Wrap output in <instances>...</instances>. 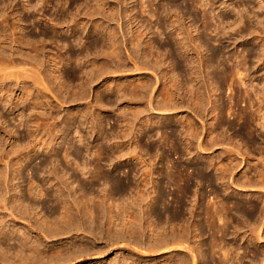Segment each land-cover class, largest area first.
Returning a JSON list of instances; mask_svg holds the SVG:
<instances>
[{"label":"bare ground","instance_id":"obj_1","mask_svg":"<svg viewBox=\"0 0 264 264\" xmlns=\"http://www.w3.org/2000/svg\"><path fill=\"white\" fill-rule=\"evenodd\" d=\"M85 1L92 8L88 13L91 17L104 13L108 19L115 20L118 17L122 23L120 22L117 28H111L112 25L107 26L103 23L93 25L91 32L96 37L91 40L87 49L100 48L105 56V61L100 66L97 65L96 69H88L89 67L85 66L89 60L84 61L80 52L72 53L68 50L51 58L52 73L55 79L60 82V91L69 93L73 91L70 82L67 84L62 80L65 77L63 70L71 60L82 68L79 76L81 83L78 84V90L75 91L74 96L82 97L86 94L88 86L103 73L126 72L129 69L128 64L139 75L138 78L131 80L130 76L122 74L121 78L127 77V79L114 81L115 84L112 83L114 86H105L106 98L100 96L96 100L95 107L100 108V112H97L98 120L92 121L89 128L97 135L99 134L102 141L97 144L96 159L98 161L92 177L93 179L98 178V181L103 183L104 188L99 187L101 189L99 192H102L103 195L94 196L89 192V190L98 187L91 180L88 183L90 185V189H88V184L82 180V176H86L87 163H82L83 166L78 165L81 149L77 146V142L84 143L81 135L84 122L78 118L79 116L87 118L92 115L93 109L86 107V113L82 115L70 112L72 115L67 119L68 126L62 127L59 133L56 128L57 123L52 121L53 117H46L42 113V111L44 112L42 95H46V92L56 95L55 91L57 90L54 88L50 74L43 71L45 63H41L39 59L40 53L44 49L41 50L40 45H36V41L28 38V34L22 33L23 38L16 36L17 25L19 28L22 27L23 18L17 21L15 18V22L12 21L14 26L10 27L7 13L0 12V48L3 49L0 50V110L11 106L8 96L12 91L11 83L14 81L17 86L20 84L23 86L22 94H20L14 109H19L21 105L29 103L31 112H36L35 118L29 119L24 124L29 132L25 135L27 142L23 141L24 143H22L21 139L17 138L10 149L12 156L15 154L16 157L22 156L23 154L13 153L19 148L23 150L22 147L25 149L28 147L29 150L35 152L39 150L59 151L54 140L56 142L57 138H62L69 142V149L75 150L73 155L77 160V167L74 169L79 172V174H76L74 170H72L74 172H70L71 170H67V167L59 170V166L58 170L61 173L57 172V168H55L56 171L49 170L53 186L56 187L53 191L57 194L56 201L53 200V202H56L61 212L57 208L60 213L55 220H50L47 217L39 218L37 223L29 220L28 230L31 235L32 233L37 234L31 236L21 229H14L13 232H10L6 228L7 223L11 222L6 219V216L17 218V220L24 219L25 212L22 207L24 206V197L19 194H15L14 199L7 196V193L15 190V186H11L9 183L10 178L8 180L4 178L5 185L2 188L3 176H1L2 171L0 170V191L1 188L3 189L0 194V260L13 261V264H39L42 260L48 259L51 263L53 261L58 263L85 258L91 252L93 254L94 251L95 254H102L103 249L96 245L97 239L92 237L95 243L93 244L91 240H87V235L96 234L97 231L93 224L108 214L110 223L117 228L122 226L123 229L121 231L117 229L115 232L109 231L107 239L112 240L115 244L120 243L122 247L125 244L124 240L126 241L125 237H128L127 241L129 240V242L132 239L139 245L134 247L144 254H142L144 259L172 253V259L168 264H190L192 260L193 264H262L263 257L261 256L264 254V157L261 156L262 161L260 160L256 164L257 166L255 165L257 179L246 176V173V177L242 181L240 178H236L234 169L239 158L237 155L241 156L243 161H247L248 166L254 159L249 150H243V147L237 146L236 138L244 140L246 147H249L250 144L251 147H258L256 146L257 140L264 143V84L261 85L258 81L264 78V73L255 75L254 79L252 77L251 83L249 82L250 85H248L249 68L246 66L247 57L257 58V63H264V24L258 22L256 25H249V34L253 35L252 40L255 41V47L247 50L248 56H245L244 62L240 63L241 67L229 66L222 63L221 58H224V61H231L232 56L226 57L225 49L216 50L209 46L197 24L198 20L189 10V5L205 7L206 4L201 0H192L188 6L175 2L155 5L154 0H151L150 9L145 8L140 14H138L139 11L134 0H125V9L122 8L124 10L118 12H114L106 0ZM262 6L260 4V7ZM62 12L65 14L64 11ZM144 13H148L150 18H144V15L142 16ZM72 17L71 22L75 29L82 27L81 29L84 30L86 25L77 21V15ZM153 18L155 21L152 20ZM183 18L186 22L182 20ZM242 18L244 17H241L240 22L237 20L239 34L245 30L244 25L240 26V24H245ZM204 19L203 28L207 30L210 27V22L207 21L206 15H204ZM154 22L155 24H153ZM249 22L251 21L249 20ZM64 24V21H57L54 25L55 31L62 32ZM10 28L14 30L12 35L9 32ZM65 31L73 33L74 28H69L68 25V29ZM12 36L16 37L11 38ZM81 37L78 39V45H81ZM12 43L17 44L20 49L13 48V50H9L10 53H6L5 49L12 48L10 46ZM24 48L35 52L36 54H33L35 58L32 59L29 56V58H22L24 56L20 50ZM84 49L85 47L82 48V50ZM204 50H207L206 55L203 53ZM124 53L127 55L126 59H124ZM97 57L96 54L95 64H97ZM131 67L130 69H132ZM258 67L256 71L259 70ZM31 85L39 90L37 94L34 95ZM245 86L246 91L243 94L241 89ZM236 87L239 89L237 90ZM225 89L230 90L227 97L230 104L222 102ZM251 93L255 94L258 106L255 105V98H252ZM244 97L246 102L244 107L239 110L235 109V106L238 107ZM115 104L119 106V118H122L120 129H114L111 126L109 132L106 133V129H104L106 124H103L104 120L101 117L104 116V112H109L104 109L111 108L112 110ZM184 107L191 110H189L191 116H183V114L178 116V109ZM155 111H157L155 113L157 115L153 116ZM206 112H211L213 119L209 128H206L207 120L204 119L207 116ZM2 118L0 112V121ZM110 121L108 120V125ZM34 126H36L35 129H33ZM71 127L76 130V135L72 137H70L69 131ZM6 129L7 127L2 133L6 134ZM41 130L44 133H41ZM231 130L234 133L228 135ZM1 141L0 163L6 162L8 165L12 156L9 158L10 151V154L3 152L5 149ZM220 145H223V148ZM219 148L227 151V159L220 160V168H217L220 173L215 175L214 179L210 178L207 173L208 169L216 168L213 154L209 155L203 168L198 171H189V166L184 164L168 165L165 169L159 170L158 174L163 179L162 182L175 190L173 200L177 205L175 209H169L168 199L163 190L164 186L153 180L155 170L152 168L154 161L152 163L151 158L160 156V159L164 160L166 157L164 150H173L182 158L184 154H193L202 159L205 157V152ZM27 154H31L30 151H27ZM145 155H150V161L145 159ZM28 156L32 157V155ZM5 158L10 160L5 161ZM126 159L133 163L136 160L141 161L143 168L141 167L140 171L139 165L135 164L128 171L123 170L124 174L127 173L133 178H131L133 181L128 179L129 182L123 183L118 179V173L120 175L122 172L119 167L121 161ZM23 160L25 161V159ZM53 161V159H45L41 161L40 165L48 166L51 163L54 164ZM103 162L110 163L108 170L104 168ZM61 164L60 166L63 167ZM15 177H17V173H15ZM213 180L217 182L221 180V183L226 185L225 193L237 194L241 197L225 195L221 209L215 206L216 202H210L204 212H201L205 194L200 190L199 185L207 182L209 186H213ZM74 182H78L79 188L74 187ZM196 185L198 186L196 187ZM32 188L30 189L32 190ZM152 188L153 193L156 194L154 196H150ZM78 190H80L79 195ZM125 192H130V197L125 199L129 202L125 200L120 202L119 200ZM214 193L217 197L220 196L218 191L214 190ZM45 194L47 195L42 191L37 196L36 194L32 196L37 198ZM51 197H54L53 194ZM187 198H194V203L188 204ZM253 198L257 200L255 201ZM57 210L53 209L52 214H55ZM187 214H190V217H187ZM146 217L148 225L144 229L142 223ZM219 220L222 223H218ZM146 230L151 231L148 239ZM98 233L100 236L104 235V232L98 231ZM62 234H72L67 238L66 244H61L57 248H42L44 245L40 241L41 238L47 240ZM81 235L82 237H79ZM207 235L210 238L209 241L205 238ZM5 239L9 243L13 241L14 246L5 247L6 244L3 243ZM123 242L124 244H122ZM245 244L248 248L254 247L252 251L254 258L248 262L246 251L241 252ZM132 248L133 246L131 250ZM13 250L14 252H12ZM221 251H223V256L216 259ZM132 253L130 255L133 261L130 264H135L137 259L134 250ZM190 259L192 260L190 261ZM112 264H120V262L115 261ZM143 264H150V262L145 261Z\"/></svg>","mask_w":264,"mask_h":264},{"label":"rangeland","instance_id":"obj_2","mask_svg":"<svg viewBox=\"0 0 264 264\" xmlns=\"http://www.w3.org/2000/svg\"><path fill=\"white\" fill-rule=\"evenodd\" d=\"M106 1L109 2V6L111 9H114V12H118V11L125 9L124 8L126 6L125 0L124 1L123 0H106ZM190 1H192V0H154V4L155 5H162L163 3H167V2H175V3L184 4V6L185 5L188 6L191 3ZM201 1L206 4L205 7H203V8L191 7V5H189L190 6L189 10H190L191 14L193 15V17H195L198 20L197 24L201 28L204 39H206L208 41V44L211 48L216 49V50L225 49V53H224L225 56L226 57H229L230 55L232 56L231 61L230 60L224 61V58H221L222 63H224L225 65L227 64L229 66L234 65V66L241 67L242 65L240 63L241 62L243 63L245 56H248L247 50L252 49V48L254 49V47H255V41L252 40L253 35L249 34V25H251V24L256 25L258 22H261L264 24V7H263L264 6V0H201ZM134 2L136 4L135 5L136 8H138L137 9L139 11L138 14H140V12H142V10L145 8L150 9L149 5L151 4V0H134ZM87 4H88V2H86L85 0H0V9H1L0 12L1 13L2 12L7 13L6 16H7V18L9 17L8 23H9V25L11 24L10 27L14 26L15 20L17 21L18 19L23 18L24 23H22L21 25H22L24 30L22 29V27L19 28L17 25V28H18L16 30L17 32L15 31L17 34L16 36H20V38H23L22 33L24 35L28 34L27 35V37L29 36L28 38L36 41V45H38V46L40 45L41 50L44 49L43 52L41 51L42 53H40L41 56L39 57V59L41 60V63H45L43 65V71L50 74V78L53 81L54 88H55V90L56 89L57 90L55 91L56 95H54L50 92L49 93L46 92V95H42V97H43L42 101L44 103V109H43L44 112L42 111V113L46 117H49V116L53 117L52 121L57 123L56 128H58L59 133H60V130L62 129V127L64 128V126L65 127L68 126L67 119L71 118L70 115H72L73 113H76V112L79 115H82V114L86 113L85 112L86 107H88L89 109L90 108L93 109L92 115L87 116V118H82L81 116H79V118L77 117L79 120H83V122H84V127L81 129V135L83 136L82 138L84 139V143L77 142V146L81 149V157L78 161V165L83 166L82 163H84V162L87 163L88 168L86 169V176H82V180L84 182H86V184H88L89 181L93 180L98 188L91 189V190H89V192H91L94 196L95 195L98 196V195L102 194V192H99V190H101L99 187L104 188L103 187L104 185L102 182L98 181V178L93 179L92 173L95 170V166L97 165V161H98L96 159V154L98 151V150H96L97 144H98V142L102 141V137L99 134L97 135L96 133H94L93 130L91 128H89L92 121L98 120L97 115L100 112V108H98V106L95 107V105H97L96 100L100 96H102L103 98H106L107 93H105V91H104L106 88L105 86H107V85L108 86L109 85L114 86L112 83L115 84V82H117L119 80H122V79L125 80V78L127 79V77L121 78L123 75L130 76L129 79H131V80L138 78L139 75H137L136 72H134L131 65L128 64L129 66L128 65L127 66L129 67V69L126 70V72L120 71V72L113 73V74L107 73V72L103 73L100 76H98L88 86L86 94L82 95V97L81 96H74L75 91L78 90V84L81 83V80H79L80 79L79 76L81 75L80 71L82 68H81V66H77V63L71 60V62H69V64L63 70L65 77H63L62 80H64L67 84H69V82H70V87H72L73 91L70 93L66 92V91H63V92L60 91V85H59L60 82L55 79L54 74L52 73L53 64L51 63L52 62L51 58H53V57L55 58L57 56V54L60 55L61 53H65L68 50L72 53H79L80 52L81 57L83 58L84 61L85 60L90 61V62L87 61L85 66L89 67L88 69H96L97 65L100 66V64H102L105 61V56L103 55V52L101 51L100 48H98V49H87L91 40L96 37V35L92 34V32H91L93 25L103 23L107 26L109 24H110V26L112 25L111 28H117L119 23L120 22L122 23V20L120 21V19H118V17H116L115 20H111V18L108 19V17H106L104 13L96 14L95 16L91 17L88 13L91 11L92 8H90V4H88L89 6ZM260 4L263 6L260 7ZM122 8H124V9H122ZM60 11L61 12L64 11L65 14H63V12L61 13ZM59 12L61 15L58 14ZM75 15H77V17H78L77 18L78 22L80 21L86 25L84 30L81 29L82 27H78V29H75L73 22H71V18H73L72 16H75ZM204 15H206V17L208 19V20L207 19L206 20L210 22V27L207 30H205L203 28L204 20H205ZM142 16L144 18H150L148 13H144V14H142ZM241 17H244V18H242V20H243V22L245 21L244 22L245 24H240V26L244 25L245 30L243 33L239 34L237 32V31H239L238 21L240 22ZM184 18L182 19L183 21H185ZM0 19H1V17H0ZM248 19L251 22H249ZM56 20L61 21V22H63V21L65 22V24L62 26V28L64 29L62 32H56L55 31L54 25L57 22ZM152 20L155 21V18H153ZM12 21H14V22H12ZM124 21H125V18H124ZM236 22H237V25H236ZM67 24L69 25V28L73 27L74 31L76 33L74 31H73V33L72 32H66L65 30L68 29ZM153 24H155V22ZM187 25H189V24L187 23ZM86 28H87V30H86ZM12 29L13 28H10V31H9L11 33V35H12V31L14 32V30H12ZM224 32H226V33H224ZM16 36H12L11 38H14ZM80 37H81V45H78L77 43H78V39ZM75 39H76V41H75ZM10 46H12V48L8 47L9 49H5L6 53L7 52L10 53L11 51H9V50H13V48L14 49L19 48L18 45L15 43L10 44ZM83 47H85L84 50H82ZM128 47H130V46L128 45ZM0 50H3V49L0 48ZM21 51L23 52L22 56H24V57L21 56L22 58H25L28 56L32 59L35 58V55H33V54H36V53L32 52L30 49L28 50V48H24L23 50H20V52ZM94 51H95V53H94ZM26 52H28V53H26ZM203 53H204V55H206L205 53H207V50H204ZM26 54H27V56H26ZM96 54L98 56L97 57V64H95V61H94ZM126 56H127L126 53H124V59L127 58ZM257 61H258L257 58L251 57V59H250V57H247L246 66L249 68V77L247 78L248 83L249 82L251 83L252 77L254 79V78H256V76L264 73V63L263 64L260 62L257 63ZM92 64H93V66H92ZM94 66H96V67H94ZM127 66H126V68H127ZM130 67L132 69H130ZM257 67L259 68L258 71H256ZM253 68H255V69H253ZM258 81L260 82L261 85L264 84V78L259 79ZM250 83L248 85H250ZM31 87H32V85H31ZM22 88H23L22 84L17 86L16 83L13 81L11 83V90L12 91H11L10 95L8 96V99H10L9 102H10L11 106H9L7 108H1V110H0L1 115L3 117L2 118L3 121L2 120L0 121V137H1L0 140H2L1 144L3 145V147L5 149L3 151L4 153L5 152L9 153V151H10V153L12 152V150H10V149L13 147V144L15 143L17 138H19V140L21 139L20 141H22V143H24L25 141L27 142V139H25V135L29 132H27V128L24 126V124L27 123L29 119L35 118L36 112H31V107H30L29 103H25L24 105H21L19 107V109H16V108L14 109V107L16 106V103L19 100L20 94H22ZM32 88H33L34 95L39 92V90L37 88H34V86ZM244 88H246V86L241 89L243 91V94H244V91H246ZM236 89L238 90L239 88L236 87ZM229 91H228V89H225L223 92V95H222V98H223L222 102L224 101L227 104L229 103V99L227 98L229 96L228 93H230ZM251 95L254 96V97L252 96V98L253 99L255 98V102H256L255 105L258 106L255 94L251 93ZM46 100H48V101H46ZM241 100H242V102L240 101L241 104L239 102L240 105H238V107L235 106V109L238 108L237 110H239L240 108L244 107V105L246 103L245 97L242 98ZM63 102H65V103H63ZM104 110L109 111L108 113L104 112V116L101 117V119L104 120L103 124H106V125H104L105 126L104 129H106V133L109 132V129L111 126H113L114 129L119 130L120 129L119 125L121 124V121H122V118L121 117L119 118V115H120L119 106L117 104H115L113 106L112 110H111V108H107ZM189 110L190 109L187 107L178 109V116H182V114H183V116H191L192 115L190 112L191 110L190 111ZM155 113H157V111L154 112L153 116L157 115V114L155 115ZM114 114H115V116H114ZM206 114H207V116L204 117V119L207 120L206 128H209V125L213 121V119H212L211 112H209V113L206 112ZM226 118L229 119V117H226ZM108 120L109 121L111 120L109 125L107 124ZM3 127L4 128L7 127V129H6L7 133L6 134L2 133L4 131ZM35 128H36V126L33 127V129H35ZM43 128L44 127H42V129ZM44 131L41 130V133H44ZM69 131H70V137L76 135L75 128L71 127L69 129ZM8 132H10V133H8ZM205 132H206V129H205ZM233 133H234V131L231 130L230 132H228V135H231ZM235 141L237 143V146H240V148L243 147V150L244 149L249 150V152L251 153L250 155L252 157H254L252 162H250V165H249L250 167H249L248 162L243 161L242 157L237 155L239 158L237 161V166L234 169V172H235L234 174H235L236 178H240L242 181L244 180V178L246 176L253 177L254 179H257L258 177L255 176L256 166H257L256 164L260 160L262 161L261 158L264 157V143L260 140H257L256 146H258V147H251L250 146L251 144L249 145V147H246L244 140L236 138ZM54 143L57 144L56 147L59 149V151L51 150V152H50V150H47L45 152V150H42V151L39 150L38 151L40 153L39 154L38 152H35L34 150H33L34 153H32L33 151L29 150L28 147L26 149L24 147H22L23 150L25 149L24 151L20 150V148L13 151V153L15 152V153H18L20 155L23 154L22 156L16 157L15 156L16 154L14 156H12V153L11 154L9 153L10 154L9 158L12 156L10 158L12 160L9 161L10 159L5 158V161L6 160L9 161L8 165L6 162L0 163V170L2 171L1 176H3L2 180H1L2 188L5 185V179L4 178H7V180L10 178L8 180L9 183L11 184V186H15V188H14L15 190H12L11 192H9V194L7 193V196L12 197L14 199L15 194H19V196L24 197L23 198L24 199V206H22L23 210L25 212L24 217H23L24 219L23 220H17V218L6 216L7 217L6 219L7 220L9 219V221H11V222H9L10 224L7 223V226H6L8 231L13 232L14 229H21V230H24L27 233H29V235H31V232L28 230L29 229L28 228L29 220H32V222L36 221L35 223H37L43 217H47L50 220H55L56 217L59 216V213L61 212V210L59 209V207L57 206V204L55 202L56 201L55 197H57V194L55 193V191H53V189H56V187L53 186L54 183L52 182L53 179L51 180V178H50V174H51L50 171H54L55 168H57L56 169L57 172H60L59 170H62V168L67 167L66 169L69 171L71 170L70 172L75 171L76 174H79V172L77 171V169H74L77 167V163H76L77 160H75V156L73 155L75 150L69 149L70 148L69 142H67L66 139H62V138L58 139L57 138L56 142L54 140ZM224 146L226 147V145H224ZM220 147L223 148V145H220ZM222 148L214 149V150H210L208 152H205L204 153L205 157L202 159L197 157V156H194L193 154L192 155L184 154V156L182 158L179 155L175 154L173 150H164L165 155H166L164 160H161L160 156H156V157L154 156L151 158L152 163L154 161V163H153L154 165L152 166V168L155 170L154 171L155 174H153V180H155V182H157V183H161V186H164L163 190H164V193L166 195V198L168 199L167 200V206L169 209H175V207L177 205V203L173 200L174 199L173 196L175 195V190L173 187H169L166 183L162 182L163 179L158 174L159 170L165 169L168 165L172 166V165H176V164L177 165L184 164L186 166L187 165L189 166V171H192V170L198 171V170H201L203 168L207 159H209V155L213 154V156H215L214 164H215L216 168L208 169L207 173H209L210 178L214 179L215 175H219V173H220V171H217V168L218 169L220 168L219 167L220 166V164H219L220 160H222V159L225 160V158L227 159V156H226L227 151L222 150ZM27 151H30L31 154H27ZM160 151L162 152L163 150H160ZM192 151L195 152V150H192ZM153 153H156V151H153ZM1 155H2V153L0 154V157H1ZM28 155H32V157H30ZM68 155L70 156L69 158L66 157ZM24 156H25V158H24ZM56 158H57V160H56ZM20 159L22 160L21 162H20ZM23 159H25V161ZM45 159H48V160L53 159L54 164L51 163V164H49L50 166L49 165L48 166L40 165L42 163L41 161H43ZM145 159L150 161V155H145ZM140 162L141 161L136 160L133 163V161H129V159L121 161V163H120L121 165H119V167L122 170V172L120 175L118 173V179L120 181H122L123 183L129 182V180L132 177H131V175L128 176L127 173L124 174L123 170L128 171L129 169L133 168V166L135 164L137 166L139 165L138 169L140 170L143 168V166ZM60 164L63 167H61ZM108 164H110V163L103 162V166L106 170L109 169ZM53 166H56V167H53ZM58 166L60 167L59 170H58ZM42 167H44V168H42ZM45 167H46V169H45ZM253 167H254V169H253ZM40 168H42V169H40ZM49 168H51V169H49ZM72 170H74V171H72ZM15 173H17V177H15ZM246 173H247V175H246ZM64 179H66V178H64ZM132 179L130 181H133ZM213 181H214L213 186H209V183H207V182H203L202 183L203 185H199L200 190H202L205 194L204 200L202 201L203 205H202L201 212H204L205 208L207 207V205L210 202L211 203L216 202L215 206L217 208L221 209V207H222L221 205L224 202L223 198L225 195L226 196L241 197L240 195H237V194L232 195V193H231V195H230V194L225 193L224 188H226V185L225 184L223 185V183H221L222 182L221 180L219 182H217L215 180H213ZM87 186H88V189H90L89 188L90 185L88 184ZM197 186L198 185H196V187ZM31 187H33L32 190L30 189ZM74 187L75 188L78 187V182H74ZM2 188H1L0 194L3 192ZM213 189L220 193L219 197L216 196ZM42 191L47 193V195L45 194V195H42V197L39 196L36 198V196ZM153 191H154L153 188L150 189V192H151L150 196L156 195L153 193ZM30 193H32V194L30 195ZM34 193L36 194V196H32V195H35ZM79 193H80V190H78V195H79ZM52 194L54 197H51ZM129 194H130V192L129 193L125 192L123 194L121 200H119V201L123 202L125 199H128V197H130ZM193 199L194 198H187L186 200L188 201V204H189V203H194ZM253 199L255 201L257 200L255 198H253ZM53 200H55V201L53 202ZM125 201H128V200H125ZM149 201H151V199ZM25 202H26V205H25ZM33 207H34V209H33ZM37 207H38V209H37ZM57 208L60 212L57 210ZM53 209H54V211L57 210L55 212V214L54 213L52 214ZM199 210H197V211L199 212ZM36 211L38 212V214ZM4 215H6V214H4ZM186 216L190 217V214H187ZM10 219H12L13 221ZM218 223H222V221L219 220ZM142 224H143L144 229L147 228V225H148L147 217H146V219L143 220ZM93 225L95 226L94 228L96 229L97 233L96 234L94 233V235H92V234L87 235L88 236L87 240H91V242H93V244H95L94 240H92V237H94V239L96 238L97 239V241H96L97 247L100 249L101 248L103 249L102 254L101 253L95 254L94 253L95 251H94L93 254L91 252L90 254L86 255L87 258L85 256V258L81 257V258H78V260L76 259L78 262L75 259H72L68 262H62L61 261V262L57 263V261H53L51 263L48 259H44L45 261L42 260L39 264H61V263L62 264H74V263L75 264H112V262L114 263L115 261L120 262V264H123V263L130 264L133 261L132 260L133 258H131V255L133 254L132 253L133 250L135 253L134 254L135 258L137 259V262L135 264H143L145 261L150 262V264H168V263H170V261L172 259L171 258L172 253H170V255L164 254V255H160L158 257L157 256L149 257V258L147 257L144 259L142 257L144 254L142 252H140L139 249L137 250L134 247V246L138 247L139 245L136 244V242H134L132 239L129 242V240L127 241L128 237H125L126 241L124 240L125 244H124V242L122 243V244H124L123 247L121 246L120 243L115 244L112 240L107 239V238H109L108 237L109 231L115 232V231H117V229H118V231H121V229H123L122 226H118V228L116 226L114 227V225L110 223L108 214H107V216L101 217L99 220H97V223H94ZM98 231L104 232V235L100 236ZM146 234H147V239H148L150 234H151V231L146 230ZM36 235H35V233H32L31 236H36ZM70 236H72V234H65V235L62 234V235L56 236L55 238L51 237L47 240L46 239L44 240V238H41L40 241L43 243L42 245H44V246H42V248L43 249H46L47 247H48V249H51L53 247L57 248L61 244H64V243L66 244V240ZM79 237H82V235ZM205 238H207L208 241L210 240L208 235ZM3 243H4V245L6 244L5 247L14 246L13 241L9 243L6 239L3 241ZM131 244H132L133 248H135V249L132 248V250H131V247H132ZM253 249H254L253 246L251 248H248V246L245 244L241 250L242 253L244 251H246V254H247L246 256L248 259L247 262L254 258V256H253L254 254L252 252ZM12 252H14V250ZM147 255H149V254H147ZM222 256H223V251H221L220 254L217 255L216 259H218V257H222ZM261 257H263L262 264H264V262H263L264 254ZM210 258L213 259L212 257H210ZM192 259H190V261ZM12 262L9 260H6V261L0 260V264H13ZM190 264H193V260L191 261Z\"/></svg>","mask_w":264,"mask_h":264}]
</instances>
